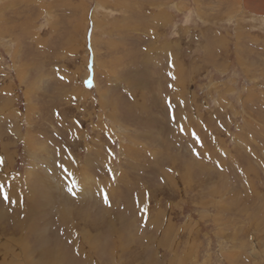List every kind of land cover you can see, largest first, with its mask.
I'll return each mask as SVG.
<instances>
[{
    "label": "rangeland",
    "instance_id": "374dc122",
    "mask_svg": "<svg viewBox=\"0 0 264 264\" xmlns=\"http://www.w3.org/2000/svg\"><path fill=\"white\" fill-rule=\"evenodd\" d=\"M243 1L0 0V264H264Z\"/></svg>",
    "mask_w": 264,
    "mask_h": 264
},
{
    "label": "snow or ice",
    "instance_id": "6c2138e0",
    "mask_svg": "<svg viewBox=\"0 0 264 264\" xmlns=\"http://www.w3.org/2000/svg\"><path fill=\"white\" fill-rule=\"evenodd\" d=\"M89 83H91V81H89ZM3 161H2V159H0V163H2ZM2 185H0V189H2ZM8 197H7V195H5V199H7ZM105 200H106V202H107V197H105Z\"/></svg>",
    "mask_w": 264,
    "mask_h": 264
},
{
    "label": "bare ground",
    "instance_id": "6f19581e",
    "mask_svg": "<svg viewBox=\"0 0 264 264\" xmlns=\"http://www.w3.org/2000/svg\"><path fill=\"white\" fill-rule=\"evenodd\" d=\"M243 4L245 3V1H243V0H240ZM248 3V2H247ZM246 5V4H245ZM248 5V4H247ZM244 7H246V6H244ZM23 222H25V221H23Z\"/></svg>",
    "mask_w": 264,
    "mask_h": 264
}]
</instances>
